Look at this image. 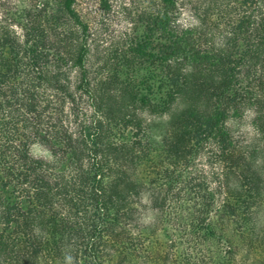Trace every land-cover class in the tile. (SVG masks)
Masks as SVG:
<instances>
[{
  "label": "trees",
  "instance_id": "obj_1",
  "mask_svg": "<svg viewBox=\"0 0 264 264\" xmlns=\"http://www.w3.org/2000/svg\"><path fill=\"white\" fill-rule=\"evenodd\" d=\"M121 7L0 0V264H264V0Z\"/></svg>",
  "mask_w": 264,
  "mask_h": 264
},
{
  "label": "rangeland",
  "instance_id": "obj_2",
  "mask_svg": "<svg viewBox=\"0 0 264 264\" xmlns=\"http://www.w3.org/2000/svg\"><path fill=\"white\" fill-rule=\"evenodd\" d=\"M128 0H108V7H103L100 0H78V7L90 19L93 48L103 49L112 43H120L129 32L130 24L122 11V4ZM182 24L193 23L191 15L183 10L180 16ZM37 155L42 154L40 148L35 149Z\"/></svg>",
  "mask_w": 264,
  "mask_h": 264
}]
</instances>
